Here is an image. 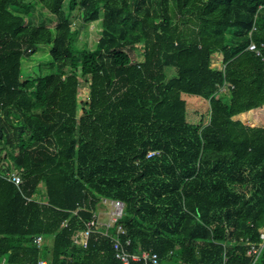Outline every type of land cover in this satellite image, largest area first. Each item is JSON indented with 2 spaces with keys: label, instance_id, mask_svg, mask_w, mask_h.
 <instances>
[{
  "label": "trees",
  "instance_id": "obj_1",
  "mask_svg": "<svg viewBox=\"0 0 264 264\" xmlns=\"http://www.w3.org/2000/svg\"><path fill=\"white\" fill-rule=\"evenodd\" d=\"M66 1L0 0V264H122L111 238L75 239L113 200L125 203L113 235L132 254L253 264L264 0ZM35 9L54 26L33 23ZM74 20L101 23L95 49L77 45Z\"/></svg>",
  "mask_w": 264,
  "mask_h": 264
},
{
  "label": "built area",
  "instance_id": "obj_2",
  "mask_svg": "<svg viewBox=\"0 0 264 264\" xmlns=\"http://www.w3.org/2000/svg\"><path fill=\"white\" fill-rule=\"evenodd\" d=\"M255 29V28H254ZM251 51H255L258 55H261V50L259 47L252 42L248 48ZM153 154V153H151ZM150 156V154L148 155ZM5 177L13 182L16 185H20L22 183V178L19 172L16 170L8 171L5 175ZM106 204L110 206V210H106L107 212L104 213V215H107L108 219L104 220L101 219L97 214L94 215L93 219L87 223V228L81 233H78L76 235V240H79L83 243L84 246L87 245V242L89 238L94 234H100L103 236H107L111 238L113 246L116 250V257L122 261V264H131L132 261H143L144 264H162L161 258L158 255V253L155 252H148L143 251L141 255L138 254H132L129 251H127L126 246H124L117 236L113 235V228L116 227L117 234L118 233H124V229L121 225H118L120 220L124 216L125 212V203L120 200H113L110 202L104 201ZM101 225V230H98L97 227ZM65 226H67L65 224ZM260 233V242H253L251 240H246L245 245L248 247L247 249V255L253 258V264H256L259 260L260 256L262 255L264 251V227L259 229ZM242 241L244 238L241 239ZM42 237H37L35 242L37 245L42 244ZM131 240H127L126 244L130 245ZM40 264H46V262L42 261ZM224 264L228 263V258H225Z\"/></svg>",
  "mask_w": 264,
  "mask_h": 264
},
{
  "label": "rangeland",
  "instance_id": "obj_3",
  "mask_svg": "<svg viewBox=\"0 0 264 264\" xmlns=\"http://www.w3.org/2000/svg\"><path fill=\"white\" fill-rule=\"evenodd\" d=\"M69 0L66 1L65 5H67ZM34 16L32 18V22L36 24H40L41 22H45L46 26H54L50 20L47 18V16H44L43 19H40L39 15L42 14V10L40 9H35L34 11ZM76 22L74 24V28L76 27L78 34L76 37V43L79 47H83L84 44H87V47L89 50L95 49L97 42L100 38V32H101V23L100 22H93V23H88L84 24L82 21L74 20ZM130 54L133 58L134 61H140L143 59L142 55V47L141 45L137 46L134 50L130 51ZM221 57L219 58L218 62L214 64V66H219L221 63ZM39 72V69H36L34 71H27L26 70V75L24 74V77H30L33 76L34 74H37ZM168 75L172 76L175 71L173 69H167ZM80 101L81 102H88L89 100V85L86 83L84 80H81V85H80ZM79 114L82 115V109L79 108ZM109 206V205H108ZM106 206L107 210H110V206ZM102 208H104L102 206ZM106 210V209H103ZM102 210V211H103ZM104 213L107 211H103ZM104 220H107L108 217L107 215H101ZM174 264H180V263H174Z\"/></svg>",
  "mask_w": 264,
  "mask_h": 264
},
{
  "label": "crops",
  "instance_id": "obj_4",
  "mask_svg": "<svg viewBox=\"0 0 264 264\" xmlns=\"http://www.w3.org/2000/svg\"><path fill=\"white\" fill-rule=\"evenodd\" d=\"M101 210L105 209V208H100ZM103 211H106V210H103Z\"/></svg>",
  "mask_w": 264,
  "mask_h": 264
}]
</instances>
